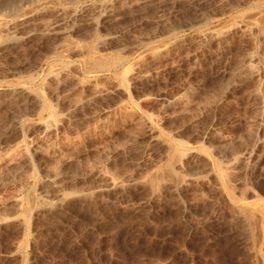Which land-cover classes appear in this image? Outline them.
<instances>
[{"label":"rangeland","instance_id":"1","mask_svg":"<svg viewBox=\"0 0 264 264\" xmlns=\"http://www.w3.org/2000/svg\"><path fill=\"white\" fill-rule=\"evenodd\" d=\"M263 5L0 0V264H264Z\"/></svg>","mask_w":264,"mask_h":264},{"label":"bare ground","instance_id":"2","mask_svg":"<svg viewBox=\"0 0 264 264\" xmlns=\"http://www.w3.org/2000/svg\"><path fill=\"white\" fill-rule=\"evenodd\" d=\"M7 4V3H6ZM261 6V5H260ZM264 6V5H263ZM105 7V6H104ZM250 18V17H249ZM256 19V18H255ZM240 23V22H239ZM248 23V22H247ZM260 25V24H259ZM254 26V25H253ZM248 28H246V30H248L249 33L252 32V26H247ZM254 28V27H253ZM256 29V28H255ZM255 32V31H254ZM77 44V43H76ZM99 45V44H98ZM68 46V45H67ZM71 46V45H70ZM74 46V45H73ZM89 46V45H88ZM264 46V45H263ZM62 47V46H61ZM79 47V46H78ZM82 47V46H81ZM88 50V49H87ZM60 51V50H59ZM259 51V50H258ZM80 52V51H79ZM86 52V51H85ZM62 53V52H61ZM93 53V52H92ZM86 55V54H85ZM107 56V55H106ZM98 59V58H97ZM117 59V58H116ZM102 60V59H101ZM98 61V60H97ZM110 61V60H109ZM100 62V61H99ZM119 62V61H118ZM107 63V62H106ZM110 63V62H109ZM101 64V63H100ZM106 65V64H105ZM241 67V66H240ZM88 68V67H87ZM110 70V69H109ZM251 75V74H250ZM236 76V75H235ZM240 76V75H239ZM124 106V105H123ZM122 112V111H121ZM152 117V116H151ZM50 122V120H49ZM52 124V123H51ZM50 126V123H49ZM183 151V150H182ZM181 159V158H180ZM226 170V169H225ZM223 178V177H222ZM224 178L222 180V182H224ZM226 185V184H225ZM119 186V185H118ZM227 187V186H226ZM231 187V186H230ZM231 195V194H230ZM240 196V195H239ZM239 199V198H238Z\"/></svg>","mask_w":264,"mask_h":264}]
</instances>
